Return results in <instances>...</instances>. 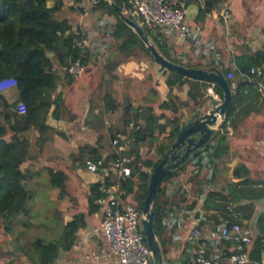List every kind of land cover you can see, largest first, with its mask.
Returning <instances> with one entry per match:
<instances>
[{
  "label": "crops",
  "instance_id": "obj_1",
  "mask_svg": "<svg viewBox=\"0 0 264 264\" xmlns=\"http://www.w3.org/2000/svg\"><path fill=\"white\" fill-rule=\"evenodd\" d=\"M198 5L203 7L204 0L187 1L188 14L185 23L188 34L184 41H176L173 35L163 32L171 56H176L182 65L204 69L217 68L221 71L231 70L233 66L237 70L234 63L236 57L255 52L264 57V0H219L214 9L203 18H198ZM46 6L50 9L57 6L59 9L55 16L66 21L73 33L86 34L89 61L74 85L60 81L57 91L62 93V105L57 112L58 118L52 116L53 107L49 111L46 126L50 131L45 135V142L39 143V135L33 130L26 133L30 141V152L29 159L22 169L33 172L29 184L47 173L48 168L56 170L61 157L68 159L67 157L75 155L79 148L96 145L98 133L85 126L84 122L90 110V102L93 106L100 104L101 98L94 84H97L105 62L116 54L118 43L112 38L117 17L96 9L90 0H47ZM223 9L229 11V21L221 17ZM106 24L113 26L108 29ZM174 47L178 54L172 51ZM99 61L103 63L100 64ZM136 64L131 61L128 65L116 68L114 73L121 78H134ZM150 69L154 88L160 101H164L162 95L168 88L164 82L163 71L156 63ZM95 70L99 73L94 74ZM140 70L143 72L145 68ZM256 70V80L244 84L238 94L234 92L230 105L233 111L226 115L223 123L217 121L213 128H217L218 132L209 145L189 164L177 171L176 176L164 186V238L167 242V252L163 258L168 264H194L195 250L198 247H203L210 259H222L236 252L238 240L221 236V229L225 225V211L222 208L206 210L207 201L223 204L237 212L240 215L237 222L242 236L251 238L253 242L256 239L264 241V61ZM92 74L96 78L95 83H92ZM240 82L242 81L237 78L233 79V91ZM125 84L126 82L121 80L114 83L119 97L125 90ZM187 92L188 87L184 85L176 94L179 102L183 103L182 110L179 108L181 121L211 98H198L193 102L189 100ZM79 93L82 97L78 99L76 96ZM136 94L137 90L133 92V97ZM2 96L8 102H13L17 98V92L12 89ZM92 97H96V100ZM82 102L86 103L85 109L82 108ZM96 107L93 111L95 114L99 111ZM103 117L108 134V129L119 126L121 110L105 113ZM226 123L230 126V133L224 129ZM111 149L113 148L109 145L105 146L102 156L106 157ZM122 151L117 148V152ZM155 154L158 155L156 151ZM140 155L142 158V149ZM73 169L76 179L80 182L75 188L73 198L67 191L66 184L71 176L61 169L66 175L63 195H69L70 199L69 202H64V206L54 208V227H63L79 213L87 214V187L100 181L98 174H92L86 169L83 171L78 164ZM78 189L82 194L79 198L76 193ZM212 193L216 195L210 198ZM59 195L58 191L57 200ZM25 218L30 219V216L21 215L20 218L11 220L10 224L8 219L0 218V264L20 263L21 258L25 257L21 248L24 244H30L31 240H52L50 233L38 236L36 230L32 233L34 222ZM84 222V227L76 233L73 246L67 251L60 248L57 254L59 257L53 264H105L103 260L89 262L85 258L87 252L93 248L89 234L98 226L99 217L94 214L87 215ZM41 232L44 231L40 230L39 233ZM8 248L15 250L12 259H8L11 255ZM252 250L251 248L249 251V257ZM249 259L247 264H264V249L258 256L251 255ZM22 264L36 263L33 257H29Z\"/></svg>",
  "mask_w": 264,
  "mask_h": 264
},
{
  "label": "trees",
  "instance_id": "obj_2",
  "mask_svg": "<svg viewBox=\"0 0 264 264\" xmlns=\"http://www.w3.org/2000/svg\"><path fill=\"white\" fill-rule=\"evenodd\" d=\"M46 1L0 0V79H15L17 92V98L13 102H8L0 95V218L8 219L9 224L11 220L20 218L21 215L29 217L30 213L27 203L32 198V193L31 188H28V181L33 176V172L22 169L29 159L30 152V141L26 133L33 130L39 135L38 142H45V135L50 131V128L46 126L49 111L53 107L52 116L58 118L57 112L62 105V93L57 91L59 83L63 78L68 85L73 83L76 78L68 73V68L81 55L75 45L81 38V33H73L66 21L59 20L55 16L59 8L57 6L48 8ZM96 1V9L117 17L106 0ZM110 1L127 8L129 0ZM218 1L204 0L203 7L198 5V18H203L210 13ZM146 32L154 46L167 60L182 65L171 56L161 29H146ZM112 38L118 42L116 54L105 62L95 87L101 98L100 104L93 106L90 102V110L84 122L85 126L98 133L97 143L95 146L85 145L79 148L71 158L74 163L78 162V166L82 169H86L87 162H91L102 170L107 168L109 163L124 157L131 160L127 164L131 171L130 176L121 178L117 175H108L103 183L90 184L87 195V214L75 215L71 222L63 225L57 238H52L49 242L36 238L32 246L30 244L31 254L29 255L33 257L36 264H53L60 248L67 251L73 246L76 233L85 225V216L93 215L99 210L96 201L106 195L110 188H118L122 193L121 199L125 202L131 198L135 208L141 211L147 196L149 177L179 131L181 122L179 108L183 106V103L179 102L174 94L175 90L179 91L186 85L187 96L193 102L203 97H221V91L213 84L192 80L161 68L168 88L167 99L160 101L159 94L154 88V79L148 73L147 85L144 88L146 95H143L140 101H136L133 92L139 90L146 82L130 77L121 78L114 71L134 61L140 53H144L152 61L153 59L139 38L118 17L113 27ZM88 61L87 51L81 60L82 69L87 66ZM263 61L264 57L257 52L234 59L237 69L234 73L235 78L242 81L235 86L236 94L242 90L244 84L256 80L258 72L255 75L249 72L251 69L256 70L260 67ZM193 68L200 67L193 66ZM223 72L226 74L229 70H223ZM240 73L245 76L240 77ZM118 80L126 82L125 90L120 97L114 86L115 81ZM148 83L151 84L150 87ZM229 84L232 87L233 81H229ZM95 107L99 108L96 114L93 113ZM118 110H121L120 125L108 129L107 134L103 115ZM232 111L233 108L229 106L227 115ZM130 125H132L131 128H129ZM121 136L125 139H118ZM160 139L167 142L159 144L156 148V153L160 156L158 161L151 163L142 160L140 153L143 146L145 144L150 146L159 142ZM114 140H118L115 147L112 146ZM107 145L113 149L106 157H103L102 153ZM125 145H128V150L117 152L118 146ZM142 167L151 168V173L144 172ZM176 174L177 172H174L160 182L152 210L153 229L163 256L167 252V242L164 238L166 217L164 186ZM47 175L50 185L58 188L63 195L66 181L64 172L48 168ZM215 195L212 193L209 197L213 198ZM219 208L225 211L224 220L230 223L237 222L234 218L227 217L229 212L223 204L205 202V209L208 211ZM261 240L256 239L253 242L250 257L258 256L264 249V243H261ZM21 249L22 254L28 255L25 248Z\"/></svg>",
  "mask_w": 264,
  "mask_h": 264
},
{
  "label": "built area",
  "instance_id": "obj_3",
  "mask_svg": "<svg viewBox=\"0 0 264 264\" xmlns=\"http://www.w3.org/2000/svg\"><path fill=\"white\" fill-rule=\"evenodd\" d=\"M93 5L96 0H90ZM128 15L136 14L140 26L147 30L155 28L161 29L167 34L173 35L176 41L182 42L188 34L186 17L188 14L187 0H129L128 7H125ZM221 17L229 21L230 13L223 9ZM76 47L80 50L78 58L68 68V73L73 78H78L82 73L81 60L88 51L89 43L86 34L81 33V38L76 41ZM225 74L229 81L235 78V68L231 66ZM234 69V70H233ZM257 70L251 69L249 74L255 75ZM244 77V74H239ZM16 81L13 78L0 79V95L15 89ZM22 111V110H21ZM132 125L129 126L131 128ZM225 131L230 133V126L226 123ZM125 139V138H124ZM118 140H114L112 145L115 147ZM122 150L121 147H117ZM130 159H117L114 163H109L105 169H99L94 163L87 162L86 170L92 174H98L100 183L108 175H117L121 178L130 176V168L127 164ZM121 192L118 188H110L106 195L96 201L99 210L94 213L99 217V223L89 234L93 248L87 252L85 258L89 262L104 261L105 264H151V254L146 246L145 237L140 231V212L130 204L121 199ZM228 218L237 221L240 215L227 208ZM195 233V232H193ZM221 236L224 238H236L238 245L236 252L227 255L222 259H210L203 247L195 250L194 264H247L250 261L249 251L252 248L253 240L241 235L238 222L230 223L225 220V225L221 229ZM261 243H264L261 240Z\"/></svg>",
  "mask_w": 264,
  "mask_h": 264
},
{
  "label": "water",
  "instance_id": "obj_4",
  "mask_svg": "<svg viewBox=\"0 0 264 264\" xmlns=\"http://www.w3.org/2000/svg\"><path fill=\"white\" fill-rule=\"evenodd\" d=\"M106 1L119 20L143 43L154 63L164 70L176 72L186 78L213 84L221 91V98L211 97L180 122L178 133L149 177L147 196L140 211V231L151 254V264H168L164 261L152 224L157 187L166 176L189 164L209 145L218 132L217 128L213 127L216 126L217 121L223 123L233 101L234 91L224 72L217 68L186 67L167 60L154 46L146 29L140 26L136 14L130 16L126 13L125 6L120 7L110 0Z\"/></svg>",
  "mask_w": 264,
  "mask_h": 264
},
{
  "label": "rangeland",
  "instance_id": "obj_5",
  "mask_svg": "<svg viewBox=\"0 0 264 264\" xmlns=\"http://www.w3.org/2000/svg\"><path fill=\"white\" fill-rule=\"evenodd\" d=\"M106 25L109 26L108 29H110V27L113 26V25H108V24H106ZM172 51L174 52V54L175 53L178 54L177 49L175 47H174V49H172ZM174 57L176 58V56H174ZM134 61L137 64L135 66L136 68H135V72H134V76L133 77L135 79L139 80V81L143 80V82H146L143 85H141V88L139 90H137V94L134 97L136 101H140L141 97L143 95H146V90L144 88L147 85V81H146L147 80V76H148V73H150L152 71L150 68H151V66H153L154 61L149 59V57L146 56L144 53H140L139 56ZM98 63L102 64L103 62L99 61ZM142 64H144V65H142ZM145 66H149V67H145ZM140 68H145V70L142 72L140 70ZM160 69H161V67H160ZM94 72H95L94 74L99 73V71H96V70ZM94 74H92V77H93ZM138 75L140 77H137ZM79 77L76 78L75 80H73L72 85H74L76 83V81L79 79ZM61 81H65L66 82V79L63 78V79H61ZM95 81H96V78L93 77L92 83H95ZM94 85H96V84H94ZM148 85H149L148 87L151 86V84H149V83H148ZM92 89L95 90L94 88H92ZM178 92H180V90L179 91L176 90L175 94H177ZM167 93H168V90L165 91L163 93V95H162L164 97V100L167 99ZM179 96H182V95L179 94ZM81 97L82 96H81L80 93L76 96V98H78V99L81 98ZM96 97H97V95H96ZM96 97H92V99L96 100L95 99ZM98 99H99V97H98ZM82 103H83L82 104L83 105L82 108L85 109L86 103H84V102H82ZM180 109L182 110V106L180 107ZM118 139L122 140V139H124V137L121 136V137H118ZM160 140H161L160 142L153 143L150 146L147 145V144H145L143 146V148H142V158H143V160L149 161L151 163H155V162L158 161L160 156L155 154L156 148L158 147L159 144H165L167 142L166 140H162V139H160ZM126 147L123 146L122 150L126 151V150L129 149L128 145H126ZM63 158L61 157V159H59L58 163H60V165H58L57 167L55 166V167H56V170L57 169L58 170L62 169L65 172H67L68 175L71 176V179H69L66 184H67V191L69 192V194H71L70 196L73 198V196H75V188H76V186H78L80 184V182L76 179V175L74 173V169L73 168H75L76 164L79 165V163L78 162L74 163L73 159L70 156L67 157L68 159H63ZM64 160H66V161L64 162ZM82 170L86 171L85 169H82ZM142 170L144 172L151 173V168L142 167ZM35 181L36 182H32V183L29 184L30 187L27 184L28 188H31L30 190H31V193H32V198L28 201L29 204L27 205L29 207V209L31 210V213L29 214L30 219H26V218L25 219L27 221L34 222L35 228H34V230L32 229L31 232L33 233L36 230V236H38V234L39 235H46L47 233H50L53 237L58 236L61 233L60 227H62V226L59 225L58 227H54L55 221H54L53 218H55V216H54V211L53 210H54L55 207L64 206V202L67 203V200L69 202L70 196L69 195H65V194L64 195L60 194L59 195L60 198L58 197V200H57L56 199V193H58L59 189L55 188V187H52L50 185L49 177H48L46 172L42 176L36 178ZM99 182H101V181H99ZM87 189H89V186L87 187ZM79 192H80V190L78 189V192H76L77 194H79L78 198L82 197L81 196L82 194H80ZM125 203L130 204L133 207H135V204L131 200V198L128 199L127 201H125ZM56 228H58V229H56ZM40 230L44 231V232L39 233ZM26 233H28V232H26ZM44 240L46 241V238ZM34 241H35V239L30 241L31 246L34 243ZM30 244L29 243L24 244L23 248H25L26 253L28 255H25V257L21 258V262L17 263V264H22L25 260H28L29 257H31L29 255V254H31ZM8 249H10V253H11L10 258L8 257V259H12L13 256H14V253H15L14 251L15 250L13 248H8ZM23 252H24V249H23Z\"/></svg>",
  "mask_w": 264,
  "mask_h": 264
}]
</instances>
